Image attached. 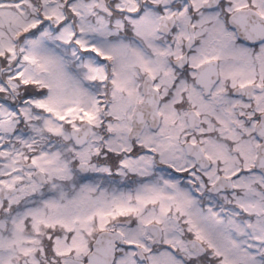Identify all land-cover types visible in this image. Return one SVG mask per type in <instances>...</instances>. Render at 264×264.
<instances>
[{"label": "snow or ice", "instance_id": "obj_1", "mask_svg": "<svg viewBox=\"0 0 264 264\" xmlns=\"http://www.w3.org/2000/svg\"><path fill=\"white\" fill-rule=\"evenodd\" d=\"M0 264H264V0H0Z\"/></svg>", "mask_w": 264, "mask_h": 264}]
</instances>
